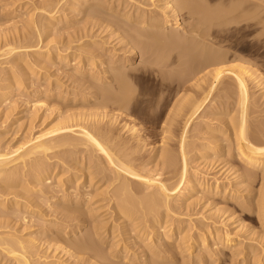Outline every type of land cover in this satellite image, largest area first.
Segmentation results:
<instances>
[{"label":"rangeland","instance_id":"374dc122","mask_svg":"<svg viewBox=\"0 0 264 264\" xmlns=\"http://www.w3.org/2000/svg\"><path fill=\"white\" fill-rule=\"evenodd\" d=\"M41 1H43V2H41ZM45 1H46V3L48 2L47 0H0V43H1V46L3 44V41H1V40H4L5 38L7 39V38H9V35L12 36V34H14V32H12V31L14 30L13 26H15V24H17L15 26L17 28L22 27L23 24L26 26V24L28 22L25 20L27 18L23 14L25 12H28V14H29L31 8L33 9L35 6L46 4ZM88 1L89 0H84V1L83 0H61V4H62L61 8L66 10L65 11L66 12L65 17L67 16L65 18L66 21H63L64 20L63 19L62 20L63 22L61 21V23H59L60 21L56 20L59 24L56 22V24H54L55 26L52 25L53 27L52 26L48 27V19L46 16L49 14L47 12H44L40 15L36 14V17L37 16L40 17L39 20L41 19V22L43 21L41 24L43 26H41V27L45 30V31L43 30V34H40V39H41L42 43L38 46L37 45L35 46V44L33 45V43H35L33 41H35L37 39V38H35V34H33V35L28 34L30 37H28V39H26L27 38V37H25L26 34L20 33V31L22 29L26 33L29 30L31 31L30 27L26 26L25 29H24V27L22 29L21 28L18 29L19 36H21L23 34L25 35V36L24 35L22 36L23 39H22V37H20V39L17 40V45L21 44V47L19 49H17L16 51H14V53H13L14 55L12 54V55L4 57V58L0 57V86L4 83H7L6 81H7L8 76H9L7 74L9 73V71L13 70L14 68L17 69V72L21 73V74H25L29 70L30 71L34 70L32 72L34 74L36 73L35 75H33V74L28 75L27 74V76H30L31 78L27 79V81H25V83L21 87L17 88L11 95L12 98L14 97L13 100L16 101L15 112H17V111L23 112L24 116L22 118H18V119L8 117L7 119L2 120L3 117L0 115V134H1L0 135V142L1 143L4 142V144L7 147H9V146L12 147L14 145L16 146L19 143L18 141H21L25 138L29 139V138L35 137L34 135H36V134L41 135V132L43 134L44 132L47 131V129L49 130V128H47V127H51V126L55 125L54 123L57 122L58 117H60L61 115L64 116L68 112H69L68 114H71V113H74L76 115L78 114L79 119L82 117L84 120V117H85L84 121H86L87 125L89 124V126H91L90 129L92 128L91 130L94 131L93 124L95 125V123L93 120L94 119L93 113L95 116V114L97 113L96 111L100 110V114L102 112V115L100 117L102 118V122H103V123H99L100 126L103 124L102 127L104 125H105V127H107L106 125H108V127L110 129H112V127H113V129H112L113 134H115V136L117 134L116 140H118L119 142H121V140L125 141V142H127L126 145L128 146L129 149L137 150L135 152H138V153L134 154V155H136L135 157L137 158L136 161H140L142 164L143 163L148 164L147 168H149V167L153 168V166L160 161L159 159H161V158H159L160 156L158 154L161 152V149H163L164 147L169 146L168 149H173L174 153H175V151L177 153V140H179L178 137L180 138L181 133H182V127H183L182 123H183V119H184L182 116L180 117V115L175 114L176 117L173 116V120L175 118L176 119L174 121L172 120L170 124L164 122V117L166 116L165 117L166 119L170 118V116L172 117L173 114H171L170 112L173 111L174 104H176V101L178 102L180 98L182 99V97L184 98L185 95H188L193 100V98L196 96L193 93H191L192 91L190 93H189V91H187V92H185V91L183 92L182 90L178 91L176 88H178L179 85L177 84V80H176L174 75H171L169 72H167V73L162 72V75H164V77H163V80H161L158 77L157 71L154 70L153 74L151 76H141V77L140 76L137 77L134 75L132 76V85L134 83V86H132V87H135V90H136L135 94L138 96V98L136 100H134V102H132V106H131V109L129 111L130 113L128 112V114H126V115L122 114L120 116V115H118V113H120L119 111H121V110L116 111L117 109L112 110V108L110 106L109 107H108V105L105 106L103 103L106 100H108L112 95V93L107 92V91H110V90H112L111 92L114 91L111 88L113 83L112 84L109 83L112 80L111 79L112 77H110V76H112L113 74H114L113 76L119 74V70L116 68V66L117 65L121 66V64H122L123 67L125 66L129 69L131 67H138L144 63H147L146 62L147 56L141 54L139 52V50L137 49V47L134 48V51L132 53V51H130L131 49L129 48L130 45L127 44V46H126L125 40L121 39L120 37L118 38V35H119L118 33L117 34H116V32L112 33L111 31H109V29L107 30V28H105V27H99V28L91 27L89 25V23H90L89 20L94 19V18H92L91 16L89 17L88 14L92 11L99 10V8H97V6L95 4H92L94 7L92 6V7H89V9H86L85 7H83L84 6L83 4H85V2H88ZM96 1L97 0H95V3H96ZM125 1L126 0H123V1L122 0H111V1L105 0V2H107L109 6H111V5L116 6V5H118V3L121 4L122 8L124 6H126L127 8L124 7L125 9L119 8L122 10L121 12L125 11L124 13H126V12L128 13V11H129V13H130V11H131V12L136 13L137 15L139 14V12L141 13V11H140L141 9L146 10L147 12L148 11L150 12L153 9L154 10L153 13L158 12V8H156L157 7L156 4L162 2L160 0L159 1L158 0H155V1L154 0H152V1H150V0H139V1L127 0L128 2L127 1L125 2ZM140 1L142 2V4ZM144 1H146V2L143 3ZM70 2L71 3L75 2V4H72V5L75 6L76 10H73L74 12H72V13H71L72 10L69 11L70 10L69 7L71 5ZM138 2H140V3H138ZM148 2H150L151 4H152V2H154V6H156V7H154L153 4L152 5L150 4L151 5L150 6ZM64 3H65V5H64ZM212 3H214V2H212ZM138 4H140V5H138ZM136 5H138L137 7H139V6L140 7L137 8ZM132 7L134 9L137 8V11L136 12L133 11L134 9ZM94 8H95V10H94ZM37 11L38 10H36V12ZM68 11H69V13H68ZM86 11H87V13H86ZM36 12L34 11V13H36ZM77 13H78V15H77ZM44 14H46V15H44ZM86 14L88 16H86ZM181 17L183 19V20L181 19L183 26L185 25L187 28H189L188 23L189 24L194 23V22H191V20L189 18H187L185 16L183 17V15ZM42 19H44V20H42ZM188 20L190 22H188ZM86 21L89 23H87ZM13 22H14V24H13ZM23 22H25V23H23ZM43 23L46 24L47 26H44ZM84 23H85L84 26H85L86 31H85L84 26H83ZM62 26H64L65 28ZM45 27L47 28V30ZM77 27H78V29H77ZM81 27H83L85 32L88 31V33H87L88 36L87 35L85 36L84 34H83V36L81 35L82 33H84L83 31L82 32L80 31V29L83 30ZM53 28H55L56 30L55 29L53 30ZM61 28H63V30L65 31L64 32L61 30L62 33H64V34H59V32H57L58 31L57 29H59V31H60ZM49 29H50V32H49ZM18 31L16 30V32H18ZM23 31H21V32H23ZM46 31H48L49 33L52 32V34H49ZM70 31H72L71 32L72 34H70ZM54 32L58 33V34H55ZM78 32L80 34H78ZM66 33H68V34H66ZM80 35H81V38H80ZM232 35L233 34H231V35L229 34V36L231 37V40H235L237 42L236 43L237 48L239 49L238 52L243 54L244 56L246 55L245 58H248V59H246L245 64L247 66H249L250 68H252L254 71L256 70L255 73H258V74H256L257 78L259 79L261 77L262 82H263L264 78H262V77L264 76V57H263L264 51H263L262 44H261L262 40H263V38H262L263 35L262 34H260V35L259 34H237V36L235 34H234L235 36L234 35L232 36ZM236 37H237V39H235ZM253 37H255V38H253ZM33 38H34V40H33ZM256 38L261 42H258V40ZM12 40H14V42L16 43L15 38H13ZM19 40H20V42H18ZM27 40H29L27 42L28 44L26 43ZM30 40H31V42H30ZM119 40H121V41H119ZM255 41L257 42L256 45L254 43ZM45 43L47 44L46 45L47 47L45 46ZM228 43H230V42L228 41L226 44H228ZM251 43H254V44L251 45ZM64 44H66V45H64ZM68 44L70 46V49H67V51H65L64 47L67 46ZM22 45H24V46H22ZM56 45H57V47H56ZM61 45H64V46L59 47ZM241 45L244 48H242ZM227 47L228 46H225V44H224L223 49L225 48V50L226 49L228 50L229 47L228 48ZM34 48H35V50H40V52L41 51H43V52L37 54L33 51ZM258 48H260V50ZM55 49L59 50V52L56 51ZM250 49H254L256 53H254V55L249 54L248 52ZM136 50H138V51H136ZM70 51L72 52V55H70L71 57L69 56V61H64V62L58 61L59 60L57 58L58 53H66V52L70 53ZM85 52L86 53L88 52L87 54H89V55H87ZM193 52L195 53V50ZM18 53H23L22 55L25 58L21 57L22 55L21 54L19 55ZM46 53H48L50 55L49 58L46 55ZM51 53H53L52 54L53 56L51 55ZM172 53L174 54V52H172ZM33 54H37L38 56L33 55ZM173 54H172L171 58L175 57V54H174V56H173ZM12 56H13V58H12ZM16 56L18 58H16ZM33 56L34 57L36 56V58H37V59L35 58L36 64H35V62L34 63L32 62V59H33V61H35ZM244 56H242V57H244ZM87 57H89V58L87 59ZM9 58H11V59H9ZM171 58L169 57L170 60L168 59L169 62L167 60V62H166L167 66H165L167 68L169 67L170 69L175 68L177 65L178 66L176 67V69L183 68V66H185L188 62H192V60H189V61L187 60V62L186 61L182 62V63H186V64L183 65L182 63H180L182 66V67H180L179 66L180 64H177V61L174 60L175 58H172V60H171ZM12 59H13V61H12L13 63L10 61ZM251 59L253 62L251 61ZM7 60L9 63L6 62ZM16 60H20L21 64H20V62H19V64H17L18 61H16ZM22 60L24 61V63L27 62V64L24 65ZM29 60H31L30 62L32 65L29 64L30 63ZM37 60H38V62L40 61L41 65H39V63L37 65ZM77 60L79 62L78 65L76 64ZM248 60H249V62H248ZM92 61H93V64H92ZM164 61H166V59ZM170 62H172V63H170ZM173 62L174 63L176 62V64H177V65L175 64V67L173 66ZM11 64H13V65H11ZM75 64L77 66H75ZM169 64H172V65H169ZM189 64H191V63H189ZM192 64H194V63H192ZM14 65H16V67H14ZM27 65H28V68H27ZM34 65H35V67H34ZM111 65L113 66V68H111ZM106 66L107 67L109 66V67L107 68ZM165 67H162V69H160V71L165 70L164 72H166V71L172 72V71L176 70V69L170 70L169 68L164 69ZM209 68L210 69H207V71L211 70L213 67H209ZM21 69H22V71H21ZM76 69H77V71H76L77 73L74 71ZM105 69H109L110 71L109 70H107V71L110 72V74L108 73V75H107V71ZM92 73H93V75H92ZM168 75H170L171 77ZM108 77H110L107 80L109 82H106V79ZM167 77H169V78H167ZM224 77H223V79H221V83H222L221 85L222 86H217V88H215L211 92L210 96L206 99V101L203 102V104H202L203 106H201L202 108H200V110L194 115V117H193L194 119H192L190 122L191 125L189 124L188 129L186 130V134H185L186 139L185 140L188 143L187 148H189L188 149L189 153H187L189 156V157L187 156L188 164H189V166H188L189 171L191 170V172H192V170L195 169L197 171L199 170L200 172H202L203 175L204 174H206V175H204L205 177H201V179L198 180V183H197V181H195L197 185H195V186L190 185L191 187H189L188 190L190 191L191 194H185L184 196H181L180 205H179V207H176L178 209L175 208V210H177V212L175 211L177 213V215L174 214L173 216H174V218H176L180 221H188V219L190 218L189 220L192 221V222H190L191 225L193 223L196 224L197 222L198 223L199 222H208L209 223V222H211V220L215 219L214 221H217L218 226L221 225L220 227L223 228L222 230L226 231L225 229H229V230H227V232L228 231H229V233L231 232V236L234 234V236H233V238L235 239L234 243H238L237 245H239V243L242 241L240 243L241 245H239V248H241V249H242V247L243 248L244 247L249 248L251 246H252L251 248H253L255 246L254 253H253V251H250L245 256H246V258L250 257V259H252V258L258 259L259 258V260H257V262H255V259H254V261L252 259L251 262L249 261L247 264H264V232H263L264 228H263V226H261L262 221H261L260 214H258V212L260 210L259 209L260 208L259 202L261 201V198L264 197V189H263L264 177H262L264 175L263 174L264 168L247 167L246 165L244 166L243 162L236 160V158H234L232 153H230V152L228 153L225 151L227 149V146H229L228 143H230V144L232 143L233 145L235 143V141L232 139L233 137L230 135L231 133L229 132L230 127L226 123L229 120L232 121V119H233L232 116H235L233 119V120H235V118L237 117L236 112L238 109L236 110V108L238 105L235 104V101L237 100V98H236L237 95L235 94V93H237V89L235 88V85L233 84L230 77H227V75H225ZM166 78L167 79L171 78V79L166 80ZM209 79L210 78H208V79L206 78L205 83H200L201 84V85H199L200 88L203 85H205L207 82L209 84L211 82V79H210V82H209ZM104 80H105V82H104ZM171 81H172V83H171ZM194 82H195V80L194 81L191 80V81H188V84H185V85H189V83H190V86L193 85L194 88L197 89L198 86L195 85L196 83L192 84ZM228 82H230V83H228ZM165 83H168V84L170 83V86L168 84L166 86ZM178 83H180V82H178ZM57 84L59 87L57 86ZM231 84L234 86H232ZM253 84H255V83L254 82L250 83V86H251L250 91H251V93L253 92L251 97H253V98L250 97L249 102L251 103L253 101V103L254 102H256V103L253 106H251V107H253L252 109L250 107L251 110L249 112L248 119H247L248 122H250V123L247 122V125L249 126L250 131H252V133H250V134H252V136L256 135L259 132H262V133L264 132V130H262V129H264L263 128L264 127V108H263L264 107V87H263V89H261V88H258V86L253 85ZM174 86H177V87H174ZM193 86H192V88H193ZM221 87H223V88H221ZM176 90L178 91V93ZM233 90H235V92ZM102 92H104L105 94L108 93L110 95L107 96L108 94L105 95ZM114 92L116 93V90ZM114 92H113V94H114ZM15 93H16V95H15ZM138 93H139V95H138ZM183 93H185V94H183ZM218 95H220V96H218ZM223 95H225V96H223ZM82 96L88 97L87 102H82V98H83ZM232 96H234V97H232ZM251 99H253V100H251ZM192 100L190 99V102ZM223 102H225V103H223ZM163 103H164V105H163ZM191 103H194V100ZM217 103H219L218 104L219 107H218ZM213 104H214V106H213ZM100 105H101V108H100ZM234 105L236 107H234ZM255 105H257V106H255ZM255 107H256V109H255ZM1 108H3V104L0 105V110H2ZM170 108H171V110H170ZM232 109H234V110H232ZM254 109H255V111H254ZM230 110L232 111V113L230 112ZM62 111L64 112V114ZM49 112H50V114H49ZM32 113L34 115V118L31 115ZM167 113L169 114V116L166 115ZM44 114H46V115H44ZM47 115H48V117H47ZM58 115H60V116H58ZM76 115H75V117L77 118ZM67 118H69V117H67ZM82 118L78 122H81ZM42 119H44V121H42ZM90 119H91V121H90ZM72 122H74V120H72L71 123ZM162 122L167 124V125H165L163 127ZM222 122H223V125H222ZM74 123H72V124H74ZM28 124H29V127H31V129L28 128L29 130L27 129ZM198 124H200V125H198ZM132 126L134 127V129H131L132 130V132H131L130 128H133ZM74 127H72V129H78L76 126H74ZM253 127H254V129H253ZM45 128H47V129H45ZM161 129L164 132H166V133H164V135L161 132ZM166 129L168 131H165ZM251 129H253V130H251ZM117 132H119V133H117ZM167 132L169 133V135L167 134ZM213 132L215 134H217V136L219 138L217 136H215V134ZM174 133H175V135H174ZM227 135H229V136H227ZM167 136H168V139H163L165 137L167 138ZM213 136H215V137H213ZM224 136H226V138ZM123 138H125V139H123ZM228 140H229V142H228ZM164 143L166 145H164ZM226 143H227V145H226ZM64 146H62V147L59 146L58 148L55 147L53 149V152L51 151L52 152L51 160L49 162L53 163V165L55 167V172H54L53 176L51 177V179H49V181H43L41 184L42 190L44 189L43 191L44 192L46 191L45 193L42 190L39 193L38 191H29L27 188L26 189L22 188L20 182H18V181H7V182H4L3 186H2V183L0 182V187L1 186L4 188L6 186L8 187L6 189H3L2 187L0 188V193L2 192L1 198L4 199V197H5V199H8V200L10 198V201H12L14 198H17V199L16 200L14 199L13 201L18 200V206L14 203L7 204L8 207L7 206L2 207V205L0 206V232L13 234L14 236L20 237L23 239V240L22 239L21 240L24 243H25L24 240H26V238H27V240H26L27 244H33L34 246H36V247H33L35 250V254H36V256H35V254L33 255L34 257H37V255L45 254V255H48V258L51 256L49 258L50 260H53V259H55V260L57 259V260H61V261L64 260L63 261L64 264H71V261H73L74 258L71 256V253H74L75 256L84 258V259H82L83 261L80 259V262L79 261L74 262L75 264H82V263L85 264L84 260L88 259L87 254H82V253L78 252L77 248L79 246H81V244L83 242L89 243L91 241L95 242V243L93 242L94 245L97 243V245H95V246L93 245L94 248L96 246H99V247H96L97 249H100V247H102V249H100V251H103L104 254H107V255H105L106 260H107L106 256H108V258H110L111 261L112 260L115 261L114 263H112L113 261L112 262L108 261V264H110L109 262H111L112 264H130V262H131V264H159V263L160 264L161 263L162 264H188L189 262L187 260H189L191 264H194L195 262H196L195 264H197V262L200 261L198 258H194V255L196 253H194L193 251L183 250L184 253H180V254L177 252L175 253V251H180L179 250L180 248L178 249V247L176 245V240H174V239H176V236L178 233H181L180 235H182V232L184 231L183 228H179V230L177 229L176 234L173 235V238L171 237L168 240L162 239L161 241L160 240L158 241L157 234L160 235V234L164 233V232H162V231H164L163 228H165L167 225L164 222L158 223L159 228L158 229L155 228V231L153 230L154 232H152L150 234L151 237L149 239H148V236H150L149 233L151 231V228H150L151 226L149 228L142 229L141 233H140V231H138L136 229H135L136 230L135 231L134 228L132 229L133 225H131V224L133 222L126 221V219L124 217L117 214V208L113 207L114 205L112 204L113 201L108 202L109 203L108 204L106 202L107 194H106V196L103 195L104 193L102 194V192L106 190V188H103V187H105V185L107 186V182L104 183V180L101 179L102 174H98L95 171L96 169H95L94 165H95V159H97V157H96L97 154L95 155V153H93L90 155V153H89L90 150H86L87 148H85L83 146H79L78 148H76V150H74V149L69 150L70 147L66 146L68 148L67 149ZM225 146H226V148H225ZM77 149H79V150H77ZM72 151H76V152H73V155H72ZM176 153L173 155V159L175 160V162H177L176 165L179 168H177V166H176V169L178 171L174 170L173 173H175L178 177L177 173L179 172V169L181 167V162L179 163L180 164L179 165L178 164L179 155L177 154L178 155L177 156ZM226 153H228V154H226ZM58 154H59V156H58ZM87 156L90 158H88ZM93 156H95V157H93ZM153 156L157 158L156 161H155V158ZM207 157H208V159H206ZM223 157H228V158H223ZM59 159H61V160H59ZM62 159L64 161H62ZM67 160H68V162H67ZM88 160H90V161H88ZM101 161L105 162L104 157L101 158ZM237 162H239V163L237 164ZM229 163H231V164H229ZM232 165L235 166V168L234 167L232 168ZM221 168H222V170H220ZM242 168L244 171L242 170ZM251 169L253 170V173L256 176V178H255V176H253L254 177L253 178V177L246 175V173H247L246 170L251 172ZM202 173H200V174L202 175ZM243 173H244V175H243ZM76 174H77V176H76ZM170 174L171 173H169V176H170ZM175 174H171V175L173 176ZM231 174H233V175H231ZM165 175L168 176V173H166ZM165 175H163V177H167ZM245 175L248 177H246ZM90 176H92L93 182L91 183V185L90 184L88 185V180L91 178ZM60 177H61V179H63V181L61 180V182H59V184H57L58 183L57 179ZM175 177L176 176H174V178ZM214 177H216L215 179H218L221 183L226 184V187H224V189L219 188L217 192H214V183H216V180H214ZM25 178L28 179V177H25ZM78 178H79V180H78ZM87 178H89V179H87ZM250 178H252V179H250ZM22 179H24V178H22ZM129 180L134 181L132 178L131 179L129 178ZM174 180H176V179H174ZM174 180L172 179L171 181H174ZM76 181H78V182H76ZM132 181H131V183H133L132 186L135 185L134 187L139 189L140 185H138L137 182H135V181L132 182ZM201 182H203V183H201ZM53 183H55V184H53ZM203 184H205V185H203ZM237 185H239V186H237ZM13 187L16 188V190H18L17 188H19L18 191L21 190L22 193L21 192L19 193L18 191L13 189ZM110 187H112V186H110ZM54 189H55V191H54ZM4 190H7V192ZM47 190L50 193H47L48 192ZM99 190H103V191H99ZM8 191H9V193L11 192V194H9ZM97 191L101 192V193H96ZM260 191L263 193L261 194ZM4 192H5V194H3ZM12 192H16V194L12 193ZM17 192H18V194H17ZM42 194L45 196H43ZM26 195H29V197L33 195L32 199H34L35 208L33 205H32L33 207L31 206V204L33 202V201L31 202V200H32L31 197L28 199V197ZM101 195H103V196H101ZM252 195H254V196H252ZM255 195H256V197H255ZM24 196L26 197L27 202L25 201ZM103 197H104V199H103ZM40 198H42V200H39ZM192 198L194 199V202H193ZM196 198H197V201L195 200ZM259 198H260V200H259ZM20 200H22L23 202L25 201L23 204L26 203V205H27L29 202L31 204L29 203L30 205L28 204V206H26V207H25V205L22 206V202ZM188 201H189V206H186L188 204ZM37 202H39V203H37ZM99 202L102 204H98ZM192 202L194 204H192ZM248 203H249V205L252 204L254 207L252 205L249 206ZM13 204L16 205L17 207L14 206ZM104 204L106 205L105 207H103ZM108 205H111V207H109ZM182 205H184V206H182ZM187 207H189L187 209L188 211H186V209H185ZM190 207L193 211H191ZM16 208H18L17 212L15 210ZM101 208H103L105 210H103ZM114 208H116V209H114ZM189 209H190V211H189ZM214 209H216V210H214ZM211 210H212V212H211ZM22 212H23V214L21 215ZM184 212H186V214ZM12 213H13V215H12ZM188 213L192 216H190ZM171 214H173V213H171ZM171 214L169 216H171ZM183 214H185V215H183ZM23 215H24V217H23ZM118 215L122 218H120ZM203 215H205L204 220L202 219ZM13 216H15L16 218H14ZM180 216H182V217H180ZM184 216H186V217H184ZM20 217H23V218H20ZM167 218H169V217H167ZM4 219H5V222H4ZM216 219H218V220H216ZM205 220H207V221H205ZM218 221H219V223H218ZM94 225L98 226L96 228H98L99 230L96 229ZM160 226H161V228H160ZM238 226L240 228H238ZM113 228H114V230H113ZM129 228H131L132 230ZM175 228L176 227L174 226V230H175ZM70 229H71V232H70ZM171 229H173V224L171 225ZM94 230H98V232L94 231ZM236 230H238V231H236ZM93 231H94V233H92ZM156 232H158V233H156ZM247 232H248V234H247ZM95 233H96V235H98V238H94ZM239 234H241V235H239ZM138 236H142L144 238H142V237L138 238ZM245 236H247V238H245ZM29 237H30V239L33 238L30 240L31 242L29 241ZM91 237H93V238H91ZM240 237H242V239ZM248 237H249V239H248ZM84 239H85V241H84ZM86 239L87 240L90 239V240L86 241ZM79 240H80V242H79ZM254 241H256V242H254ZM32 242H34L35 244ZM65 243H68V244H65ZM152 243H153V248H152L153 251H157V250L163 251L164 245H168L167 247H169V248H167L168 250L166 251V253L169 252V254L166 255V253H163V252H161V254H162V256L170 257V255L172 253H175V257H174V254H172L170 257V258H173V260L170 258H169L170 259L169 260L166 257H161V256L158 257L161 260L157 259V258L153 259L155 257H153V256L151 257V255H150L152 251H150L148 249L149 253H147V248L144 249L145 250V253H144L143 248H145L147 246V244H149L147 246V247H149L150 245H152ZM249 243H250V245H249ZM37 244H38V246H37ZM77 244L78 245L80 244V245L78 246ZM159 245H160V247H159ZM66 246L68 247L69 250H67ZM70 246H71V248H70ZM154 246H155V249H154ZM172 246L173 247L175 246V247L173 248ZM64 249L67 250L66 251L67 253L65 252ZM173 250H174V252H173ZM231 250L232 249H230L228 247L223 248V251L226 253H229V254H231L230 253ZM75 252L76 253L78 252V253L76 254ZM109 252H111L112 254ZM190 252H192V256H191ZM49 254H50V256H49ZM182 254H184L185 256L183 257ZM186 254L188 257L186 256ZM249 255H251V256H249ZM190 256L193 258V260ZM34 257H32V259H34ZM146 257H147V259H146ZM46 258H41V260H47ZM151 258L153 260H151ZM149 259H150V261L148 263ZM183 259L185 261H187V263H183V262L181 263V260H183ZM196 259H198V260L196 261ZM243 259H245L243 256H242V258L238 257L237 258L238 263L240 260V264H241ZM5 260L6 259H4V261ZM35 260L33 263L36 264ZM128 260L130 262H128ZM163 260H164V262H163ZM4 261L0 262V264H4L3 263ZM89 261H91L92 263H95L94 260H89ZM244 261L242 263H244ZM202 262H203V264H204V262H206L205 264H216L214 261L210 262V259H208V260L204 259V260H202ZM225 262L226 261H224V258H223L222 263L219 262L217 264H226ZM238 263H236V264H238ZM6 264H8V262Z\"/></svg>","mask_w":264,"mask_h":264},{"label":"bare ground","instance_id":"6f19581e","mask_svg":"<svg viewBox=\"0 0 264 264\" xmlns=\"http://www.w3.org/2000/svg\"><path fill=\"white\" fill-rule=\"evenodd\" d=\"M47 1H48L47 3L45 1L46 4H43V5H39L38 4L39 6H35L33 9L31 8L29 14H28V12H25L23 14L27 18L25 20L30 24L29 25L27 23L26 26H29L31 31L29 30L26 33L22 29L23 27H24V29L26 27L24 24H23L22 27H19V28L15 27L17 25V24H15V26H13L14 30L12 31V32H14V34H12V36L9 35V38H7V39L5 38L4 40H1V41H3V44L1 46V43H0V57L4 58V57H7V56H10V55H12L14 53V51L19 49L21 47V44L17 45V40L20 39V37H22L24 34H26V36L24 35L25 37H27L26 39H28V37H30L29 36L30 34H32V35L35 34V38H37V39L35 41H33V42H35V43H33V45L35 44V46L36 45L38 46V45H40L42 43V41L40 39V34H43V30H44L41 27V26H43V25H41L43 21L41 22V19L39 20L40 17H38V16L36 17V14L40 15V14H42L44 12H47L49 14V15L46 16L47 19H48V27L56 24L57 21H60L59 23H61V21L63 19H64L63 21H66L65 20V18L67 17V16L65 17V15H66L65 11L66 10L61 8V5H62L61 4V0H47ZM137 1H139V0H137ZM150 1H152V0H150ZM160 1H162V2L156 4L157 7L154 6V2H152L153 6L158 8V12H154L153 13V11H154L153 9L150 12L149 11L147 12L146 10L141 9L140 10L141 13L139 12L138 15L136 13H134V12H131V11H130V13H129V11H128V13L127 12L124 13L125 12L124 10H123L124 12H121L122 10L119 9V8H122L121 4L118 3V5H116V6H113V5L109 6L108 3L105 2V0L104 1L103 0L102 1L101 0H97L96 3H95V0H89L88 2H85V4H83L84 5L83 7H85L86 9H89V7L93 6L92 4H95L97 6V8H99V10L92 11V12H90L88 14L89 17L91 16L92 18H94V19H90L91 21L89 20L90 23L87 22L88 20L86 21L87 23H89V25L91 27H93V28L94 27H97V28L105 27V28H107V30L109 29V31H111L112 33L113 32H116V34L118 33L119 34L118 38L120 37L121 39L125 40L126 46H127V44L130 45L129 48L131 49L130 51H132V53L134 51V48L137 47V49L139 50V52L141 54L147 56V59H146L147 63H144V64L141 63L142 65H140L138 67H131L129 69V68L125 67V66H124L125 67L124 68L122 66V64H121V66L117 65L118 67L116 66V68L119 70V74H117L115 76H113L114 75L113 74L112 76H110V77H112L111 78L112 79L111 82L107 81L110 77H108L107 79L105 78L106 82H109L111 84L113 83L111 88L114 91L116 90V93L113 91L114 94H113V92H111L112 91V90H110L111 88L109 89L110 91H107V92L112 93V95H111V97L108 100H106L103 103L105 106H107V105H108V107L110 106L112 108V110H114V109H117L116 111L121 110V111H119L120 113H118V115H120V116L122 114H125V115L128 114V112L131 109L132 102H134V100H136L138 98V96L135 94V91H136L135 87H132V86H134V83L132 85V76L133 75L137 76V77L138 76H140V77L141 76H151L153 74L154 70L157 71L158 77L161 80H163V77H164V75H162V72L163 73L169 72L171 75H174L176 80H177V84L179 85V87L176 88L178 91H180V90H182L183 92L184 91L185 92L189 91V93L192 91L191 93H193L196 96V97H194L195 99L193 98L194 103H191V102H193V100L188 95H185V97L184 98L182 97V99L180 98L179 101L178 102L176 101V104H174L173 111L170 112L171 114H173L172 117L170 116V118H168V119L165 118L166 116L164 117V122L168 123V124L171 123V121L173 120V116H175V114L176 115H180V117L182 116L184 118L183 119V123H182L183 124L182 125L183 126L182 127V133H181L180 138L178 137L179 140H177V153L175 151L176 155L177 154L179 155L178 164L181 162V167L179 169V172L178 173L176 172L178 174V177H177V175L175 173H173L174 170L178 171L176 169V166H177L176 163L177 162H175V160L173 159V155L175 154L173 149H168L169 146L164 147L163 149H161V152L158 154L160 156L159 158H161V159H159L160 161L158 163H156L153 166V168H150V167L147 168L148 164H144V163L142 164L140 161H136L137 158L135 157L136 155H134V154L138 153V152H135L137 150L129 149L128 146L126 145L127 142H125V141L121 140V142H119L118 140H116L117 134H116V136H115V134H113V131H112L113 127H112V129H110L108 127V125H106L107 127H105V125L102 127L103 124L100 126L99 123H103V122H102V118L100 117L102 115V112L100 114V110H99V111H96L97 113L95 114V116H94V113H93V117H94L93 120H94V123H95V125L93 124L94 131L91 130L92 129V128L90 129L91 126H89V124L87 125L86 121H84L85 117H84V120L81 117L82 121H83V122L81 121L82 122L81 123V122H78L79 120H81V118L80 119L78 118V114L77 115L74 114V113L68 114L69 113L68 112L64 116L61 115L62 117L60 115H58L60 117H58L57 118V122L54 123L55 125L56 124L57 125L56 126L53 125L54 127L51 126L52 128L51 127H47V128H49L50 131L47 128H45L48 131V132L47 131L44 132L45 134L44 133L42 134V132H41V135H39V134L37 135L36 134V135H34L35 137L31 136L32 138H29V139L25 138V139H23L21 141H18L19 143L16 146L14 145L12 147H10V146L7 147L4 144V142L3 143L0 142V182L2 183V186H3L4 182H7V181H18V182H20L22 188H25V189L27 188L29 191H38L40 193V191L42 190V188H41L42 182L43 181H49V179H51V177L53 176V174L55 172V167H54L53 163L49 162L51 160V154L53 152V149L55 147L58 148L59 146L62 147V146L65 145L64 146L65 148L70 147L69 150H72V149L76 150V148H78L79 146H83V147L87 148L86 150H90V152H89L90 155L93 154V153H95V155L97 154L96 157H97L98 160L95 159V165H94L96 170L94 168L93 169L96 171V173L102 174V178L101 179L104 180V183L107 182V186L104 184L105 187H103V188H106V190L104 189L105 191H103V190H99V191H103L102 194L104 193L103 195H105V196L107 194V196H106V202L107 203L110 202V201H113L112 204L114 205L113 207L117 208V214H119L122 217H124L126 219V221L133 222L131 224V225H133L132 229L134 228V230L136 229V230L140 231V233H141L142 229H146V228H149L151 226L150 227L151 231L149 233V235H150L152 232L155 231V228L156 229L159 228V225H158L159 222H164L167 225H166L165 228H163L164 231H162V232H164V233H162L160 235L157 234L158 241L159 240L161 241L162 239L168 240L171 237L173 238V235L176 234V231H177V229L179 230V228H183V230H184L182 232V235H180L181 233H178L177 236H176V239H174V240H176V245H177L178 249L180 248L179 249L180 251H175V253L176 252L179 253V254L180 253H184L183 250L193 251L194 253H196L194 255V258H198L200 260V261L197 262V264H203L202 260H204V259L205 260L210 259V262L214 261L216 264L219 263V262L222 263V259L223 258H224V261H226L225 262L226 264L227 263L228 264H236V263H238L237 258L238 257L242 258V256L245 258V259H243V261L244 260L245 261H244V263H242L243 262L242 261L241 264H247L249 261L251 262V260L253 258L252 257H251L252 259H250V257L246 258L245 255H247V253L250 252V251H253V253H254L255 246L253 248H251L252 246L249 247V248H245V247L244 248L242 247V249L239 248V245H241L240 243L242 241L241 242L239 241L240 242L239 245H237L238 243H234V240H235L233 238L234 234L231 236V232L230 233H229V231L227 232V230H229V229H225L224 228L226 231L222 230L223 228L220 227L221 225L218 226L217 221H214L215 219L212 218L213 220H211V222H209V223L208 222H199V223L195 222L196 224L193 223L191 225L190 222H192V221L189 220L190 218L188 219V221H180V220L174 218L173 215L174 214L177 215V213H176L177 210H175V208L179 207L180 202H181V196H184L185 194H191L190 191L188 190V188L191 187L190 185H194V186L197 185L195 181H197V183H198V180L201 179V177H205L204 175H206V174L203 175V173L198 170L200 173H202V175H201L195 169L192 170V172H191V170L189 171V168H188L189 164H188V159H187V156H188L187 153H189L188 152L189 148H187L188 143L185 140L186 139L185 138L186 130L188 129V125L190 124L191 120L194 119L193 118L194 115L200 110V108H202L201 106H203L202 105L203 102L206 101V99L210 96L211 92L215 88H217V86H222L221 85L222 84L221 83V79H223V77L225 75H227V77H230V79L232 80L233 84L235 85V88L237 89V93H235L237 95L236 96L237 100L235 101V104L238 105L237 108H236V110L238 109L237 112H236L237 113V117L235 118V120H233L235 116H232L233 117L232 121L229 120L226 123L230 127L229 132L231 133L230 135L233 137L232 139L235 141V143H234V145L232 143H231L232 145L230 143H228L229 146H227V149L225 151L228 152V153L229 152L232 153V155L234 156V158H236V160H238L240 162H243L244 166L246 165L247 167H254V168L261 167V168H264V132L263 133L262 132H259V133L256 132L257 134L252 136V134H250V133H252V131H250L249 126L247 125V122H248L247 119H248L249 112L253 108L251 106H253L256 103V102L253 103V101L251 103L249 102L250 97H251V95L253 93V92L251 93V91H250V89H251L250 83L254 82L255 84H253V85H256V86H258V88L263 89L264 81L262 82L261 77L259 78L261 81L257 78L256 74H258V73H255L256 70L254 71L252 68H250L249 66H247L245 64L246 59H248V58H245L246 55L244 56L243 54L238 52L239 49L237 48V44H236L237 42L235 40H231V37L229 36V34L230 35L231 34H233V35L235 34L236 36H237V34H259V35L262 34L263 35V37H262L263 40H262L261 44H262V48H263V51H264V0H160ZM41 2H43V1H41ZM140 2H138V3H140ZM145 2L146 1H144L143 3H145ZM212 2H214V3H212ZM148 3H149V5L151 4L150 2H148ZM72 4H75V2L71 3V5L69 7L70 8L69 11L72 10L71 13L74 12L73 10H76L75 6L72 5ZM141 4H142V2H141ZM64 5H65V3H64ZM138 5H140V4H138ZM138 5H136V7ZM124 7H126V6H124ZM139 7H137V8H139ZM137 8H135V9L133 8L134 9L133 11L136 12ZM36 10H38L39 12L38 11L36 12ZM94 10H95V8H94ZM34 11L36 13H34ZM69 11H68V13H69ZM86 13H87V11H86ZM44 15H46V14H44ZM77 15H78V13H77ZM88 15L86 14V16H88ZM182 15H183V17L185 16V17L189 18L191 20V22H194V23H191V24L188 23L189 28H187L185 25H184L185 27L183 26V23L181 21V19H182L181 16ZM42 20H44V19H42ZM188 22H190V21L188 20ZM23 23H25V22H23ZM13 24H14V22H13ZM84 25H85V23L83 24V26ZM44 26H47V25L44 24ZM62 27H64V26H62ZM78 27H77V29H78ZM20 28L22 29L21 31H23V32L20 31V33H24L21 36H19V31H18V29H20ZM81 28L83 29V27H81ZM54 29L55 28H53V30ZM84 29H85V26H84ZM84 29L83 30L80 29L81 32L82 31L84 32V33L81 34L82 36H83V34L86 36L87 33H88V31L85 32L86 29H85V31H84ZM16 30L18 32H16ZM46 30H47V28H46ZM57 30H58L57 32H59V34H64V33H62V31H64L63 28L60 29V31L62 30L61 32L59 31V29H57ZM46 32H48V31H46ZM49 32H50V29H49ZM71 32L72 31H70V34H72ZM79 32H78V34H80ZM49 34H52V32L49 33ZM55 34H58V33H55ZM66 34H68V33H66ZM81 35H80V38H81ZM13 38L16 39L15 40L16 43L14 42V40H12ZM253 38H255V37H253ZM22 39H23V37H22ZM235 39H237V37ZM33 40H34V38H33ZM28 41L29 40H27L26 43ZM119 41H121V40H119ZM228 41L230 43L226 44ZM18 42H20V40ZM30 42H31V40H30ZM258 42H261V41L258 40ZM254 43L256 45L257 42L255 41ZM254 43H251V45L254 44ZM224 44H225V46L229 47V48L227 47L228 50L227 49L225 50V48L223 49ZM46 45L47 44L45 43V46ZM64 45H66V44H64ZM64 45H61L59 47H62ZM22 46H24V45H22ZM56 47H57V45H56ZM241 47L244 48L242 45H241ZM64 48H65L64 49L65 51H67V49H70L69 44L67 46H65ZM258 49L260 50V48H258ZM138 50H136V51H138ZM194 50H195V53L193 52ZM33 51L35 53H37V54L43 52V51L40 52V50H35V48H34ZM56 51L59 52V50H56ZM172 52H174V54H175V57H172V58H175L174 60L177 61V64H180V63L185 62V61L187 62V60L188 61L192 60V62H188L187 63L188 65L186 63H182L183 65H185V64L186 65L183 66V68H179V69H176V67L178 65L176 64V62L175 63L173 62V66L175 67V64L177 66L175 68H171V69L172 70L176 69L177 71L176 70H174L172 72H170V71L164 72L165 70L164 71H162V70L160 71V69H162V67L167 66L166 62L169 59V57L171 58V56L173 54ZM248 53L251 54V55L252 54L254 55V53H256V52H255L254 49H250ZM18 54L22 55L23 53H18ZM37 54H33V55L38 56ZM52 54L53 53H51V55ZM174 54H173V56H174ZM46 55L49 58L50 55L48 53H46ZM70 55H72L71 51H70V53L69 52L58 53V55H57V58L59 59L58 61H62V62L69 61V56ZM87 55H89V54H87ZM36 56L35 57L33 56L35 61H33V59H32V62L33 63L35 62V64H36V59H37ZM242 56H244V57H242ZM21 57H24V56L22 55ZM12 58H13V56H12ZM16 58H18V57L16 56ZM88 58L89 57H87V59ZM172 58H171V60H172ZM9 59H11V58H9ZM165 59H166V61H164ZM169 60H168V62H169ZM249 60H248V62H249ZM10 61L12 62L13 59L10 60ZM16 61H18V63ZM16 61L15 62L17 64H19V62L21 64L20 60H16ZM30 61L31 60H29V62ZM40 61L38 62V60H37V65H38V63H39V65H41ZM251 61H252V59H251ZM6 62H8V60ZM170 63H172V62H170ZM189 63H191V64H189ZM192 63H194V64H192ZM23 64L25 65V64H27V62L24 63V61H23ZM29 64H31V62ZM76 64L77 65L79 64L78 60H77ZM76 64H75V66H77ZM92 64H93V61H92ZM11 65H13V64H11ZM169 65H172V64H169ZM179 66L182 67L181 64ZM14 67H16V65H14ZM34 67H35V65H34ZM209 67H213V68L211 70L207 71V69H210ZM27 68H28V65H27ZM111 68H113L112 65H111ZM168 68L165 67L164 69H168ZM109 69H105V70L107 71ZM21 71H22V69H21ZM32 71H34V70H32ZM32 71L29 70L25 74H21V73H18L17 69L14 68L13 70L9 71V73L7 72L8 74L6 73L7 75H9L8 79L6 81L7 83L2 84L3 83L2 82L1 83L2 85L0 86V105L3 104V108H4V109L1 108L2 110H0V115L3 117V119L1 118L2 120L7 119L8 117H12L14 119H18V118H22L24 116L23 112H20V111L19 112L18 111L15 112V108H16L15 103H16V101L13 100L14 97L12 98L11 95L17 88L21 87L25 83V81H27V79L31 78L30 76H27V74L28 75H31V74L35 75L36 74V73L34 74ZM74 71L76 72L77 69L74 70ZM108 73L110 74V72L107 71V75H108ZM92 75H93V73H92ZM168 76H170V75H168ZM167 78H169V77H167ZM167 78H166V80H170L171 79V78L170 79H167ZM206 78L207 79L210 78L211 82H210V79H209L210 83L208 84V82H207L206 83L207 85L205 84L206 86L203 85L200 88V86H199V85H201L200 83H205L206 82ZM262 78H264V76ZM191 80H193V81L195 80V82L192 83V84L196 83L195 85L198 86L197 89H195L193 85H192L193 88H192V86H190L191 82L189 83V85H185V84H188V81H191ZM104 82H105V80H104ZM178 82H180V83H178ZM171 83H172V81H171ZM228 83H230V82H228ZM165 84L167 86L168 83H165ZM168 85L170 86V83ZM234 85H232V86H234ZM57 86H58V84H57ZM174 87H177V86H174ZM221 88H223V87H221ZM235 90H233V91L235 92ZM178 91H177V93H178ZM102 93H104V92H102ZM107 94H105V95H107ZM183 94H185V93H183ZM15 95H16V93H15ZM109 95L110 94H108L107 96H109ZM138 95H139V93H138ZM218 96H220V95H218ZM223 96H225V95H223ZM232 97H234V96H232ZM251 98H253V97H251ZM190 99L192 100L191 102H190ZM87 100H88V97H86V96L82 98V102H87ZM251 100H253V99H251ZM223 103H225V102H223ZM218 104L219 103H217V105ZM163 105H164V103H163ZM213 106H214V104H213ZM255 106H257V105H255ZM218 107H219V105H218ZM234 107H236V106L234 105ZM250 107H251V109H250ZM100 108H101V105H100ZM255 109H256V107H255ZM255 109H254V111H255ZM170 110H171V108H170ZM232 110H234V109H232ZM230 112L232 113L231 110H230ZM49 114H50V112H49ZM63 114H64V112H63ZM31 115L34 118L33 113ZM44 115H46V114H44ZM75 115L77 116V118L75 117ZM166 115L169 116L168 113ZM47 117H48V115H47ZM67 117H69V118H67ZM58 120L59 121L61 120V121L59 122ZM72 120H74L75 123L72 122L74 124L71 123ZM42 121H44V119H42ZM90 121H91V119H90ZM165 123H163V127L165 125H167ZM248 123H250V122H248ZM198 125H200V124H198ZM222 125H223V122H222ZM74 126H76L78 129H72V127H74ZM28 128L31 129V127H29V124H28L27 129ZM131 129H134V127L130 128V130ZM167 129L165 131H168ZM253 129H254V127H253ZM253 129H251V130H253ZM262 130H264V129H262ZM131 132H132V130H131ZM161 132L163 133V135H164V133H166L162 129H161ZM117 133H119V132H117ZM167 134L169 135L168 132H167ZM174 135H175V133H174ZM215 136H217V134H215ZM215 136H213V137H215ZM227 136H229V135H227ZM224 137L226 138V136H224ZM123 139H125V138H123ZM163 139H168V136H167V138L165 137ZM228 142H229V140H228ZM165 143H164V145L167 144V143L166 144ZM226 145H227V143H226ZM225 148H226V146H225ZM77 150H79V149H77ZM73 152H76V151H72V155H73ZM228 153H226V154H228ZM58 156H59V154H58ZM93 157H95V156H93ZM102 157H104L105 162L101 161ZM88 158H90V157H88ZM154 158H155V161H156L157 158L156 157H154ZM223 158H228V157H223ZM206 159H208V157ZM59 160H61V159H59ZM62 161H64V160L62 159ZM88 161H90V160H88ZM67 162H68V160H67ZM238 163L239 162H237V164ZM229 164H231V163H229ZM233 167L235 168V166L232 165V168ZM177 168H179V167L177 166ZM220 170H222V168ZM242 170H243V168H242ZM106 172L107 173L109 172V173L107 174ZM246 172H247L246 175H248L250 177L255 176L252 169H251L252 173L247 171V170H246ZM166 173H168V176L165 175ZM169 173L175 174V175L172 176L170 174V176H169ZM163 175H165L167 177H163ZM231 175H233V174H231ZM243 175H244V173H243ZM76 176H77V174H76ZM174 176H176L177 178L176 177L174 178ZM248 176H246V177H248ZM25 177H28V179L25 178ZM90 177H91L90 179L87 178V179H89L88 180V185L89 184L91 185V183L93 182L92 181L93 180L92 176H90ZM262 177H264V175ZM22 178H24V179H22ZM129 178L130 179L132 178L135 182L138 183V185H140L139 189L134 187L135 185L132 186V184H133V183H131L132 180H129ZM215 178L216 177H214V180H216V183H214V192H217L219 188L224 189V187H226V184L221 183L218 179H215ZM255 178H256V176H255ZM172 179L173 180L176 179V180L171 181ZM250 179H252V178H250ZM61 180L63 181V179H61V177L58 178L57 179L58 183L57 182L56 183L59 184V182H61ZM78 180H79V178H78ZM134 181H132V182H134ZM76 182H78V181H76ZM201 183H203V182H201ZM53 184H55V183H53ZM205 184H203V185H205ZM110 186H112V187H110ZM237 186H239V185H237ZM2 188L6 189L8 187L6 186L5 188L4 187H2ZM13 189L16 190V188H14V187H13ZM17 189L19 190V188H17ZM263 189H264V187H263ZM18 190H16V191H18ZM4 191L7 192V190H4ZM54 191H55V189H54ZM18 192L22 193L21 190L18 191ZM18 192H17V194H18ZM1 193H0V206L2 205V207H6L7 204H10V203H14V204H16L18 206V200L17 201H13L14 199L16 200L17 198H14L12 201H10V198L8 200V199H5V197L3 196L4 199H2L1 198L2 197ZM8 193H9V191H8ZM12 193L16 194V192H12ZM47 193H50V192L48 191ZM96 193H101V192L97 191ZM260 193L262 194L263 192L260 191ZM3 194H5V192ZM9 194H11V192ZM103 195H101V196H103ZM26 196L28 197V199L30 197L32 199L33 195L30 196V197H29V195H26ZM43 196H45V195H43ZM252 196H254V195H252ZM104 197H103V199H104ZM255 197H256V195H255ZM24 198H25V201H26V197L25 196H24ZM260 198H259V200H260ZM39 200H42V198H40ZM192 200L194 202L193 198H192ZM195 200L197 201V198ZM20 201L22 202V206L25 205V207L28 206V204L30 203L29 202L26 205V203L23 204L25 201L24 202L22 200H20ZM31 202H32V204L30 203L31 206L32 205L34 206L35 205L34 204L35 203L34 199H32ZM193 202H192V204H194ZM37 203H39V202H37ZM98 204H102V203L99 202ZM105 204L103 205V207L106 206ZM259 204H260V208H259L260 210H259L258 214H260L262 222L260 220L259 221L262 223L261 226H263V228H264V197L261 198V201L259 202ZM16 205H14V206H16ZM248 205H249V203H248ZM251 205H249V206H251ZM108 206L111 207V205H108ZM182 206H184V205H182ZM186 206H189V201H188V204ZM18 208L15 209L16 212H17ZM34 208H35V206H34ZM116 208H114V209H116ZM188 208L189 207L185 208L186 211H188L187 210ZM101 209H103V208H101ZM176 209H178V208H176ZM190 209H191V207H190ZM190 209H189V211H190ZM103 210H105V209H103ZM214 210H216V209H214ZM191 211H193V210L191 209ZM211 212H212V210H211ZM171 213H173V214H171ZM184 213L186 214V212H184ZM22 214H23V212L21 213V215ZM170 214H171V216H169ZM185 214H183V215H185ZM12 215H13V213H12ZM190 216H192V215H190ZM204 216L205 215H203V218H202L203 220L205 218ZM13 217L16 218L15 216H13ZM23 217H24V215H23ZM23 217H20V218H23ZM122 217H120V218H122ZM167 217H169V218H167ZM180 217H182V216H180ZM184 217H186V216H184ZM216 220H218V219H216ZM205 221H207V220H205ZM219 221H218V223H219ZM4 222H5V219H4ZM172 224H173V229H171V225ZM174 226L176 227L175 230H174ZM96 227H98V226H95V228ZM160 228H161V226H160ZM238 228H240V227L238 226ZM96 229H98V228H96ZM129 229H131V228H129ZM98 230H94V231L98 232ZM113 230H114V228H113ZM94 231L92 233H94ZM236 231H238V230H236ZM70 232H71V229H70ZM96 233L94 235V238H98V235H96ZM156 233H158V232H156ZM247 234H248V232H247ZM12 235L13 234L0 232V262L4 261V259H6L3 262L4 264H6L7 262H8V264H35L33 262L36 259L35 260L36 264H64L63 263L64 260L63 261L57 260V259L56 260L55 259L50 260L49 259L51 257L50 254H49V256H50L49 258H48V255H45V254L37 255V257H34L33 255L35 254V250H34L33 247H36V246H34L33 244H27L26 243L27 238H26V240H24L25 241V243H24L22 241L23 240L22 238L14 236V235L12 236ZM239 235H241V234H239ZM142 236H138V238L142 237ZM150 237H151V235L148 236V239ZM91 238H93V237H91ZM142 238H144V237H142ZM240 238L242 239V237H240ZM245 238H247V236H245ZM31 239H33V238H31ZM31 239L29 237V241ZM248 239H249V237H248ZM89 240L86 239V241H89ZM84 241H85V239H84ZM79 242H80V240H79ZM93 242L92 241L89 242V243L88 242L87 243L83 242L81 244V246H79L80 244L79 245L77 244L79 246L77 248V251L82 253V254H87V258L88 259L84 260L85 264H108V261H111V259L108 258V256H106L107 257V260H106L105 255H107V254H104L103 251H100V249H102V247H100V249L96 248V247H99V246H96L94 248V246L97 245V243L94 245ZM254 242H256V241H254ZM32 243H34V242H32ZM65 244H68V243H65ZM148 245L149 244H147V246ZM160 245H159V247H160ZM249 245H250V243H249ZM37 246H38V244H37ZM147 246L145 248H143V250L147 248V253H149L148 252L149 250L152 251L150 255H151V257L152 256L155 257L153 259H156V258L160 259V258H158L159 256L166 257V256H162L161 252L166 253V251L168 250L167 248H169V247H167L168 245H164L163 251H160V250L153 251V249H152L153 248V243L149 247H147ZM226 247L232 249L231 252H230L231 254L226 253V252L223 251V248H226ZM70 248H71V246H70ZM154 249H155V246H154ZM67 250H69L68 247H67ZM67 250H65V252ZM173 252H174V250H173ZM109 253H111V252H109ZM144 253H145V250H144ZM175 253H172V254H174V257H175ZM190 253H191V256H192V252H190ZM167 254H169V252L166 253V255ZM171 255H170V257H171ZM182 255H183V257L185 256L184 254H182ZM35 256H36V254H35ZM71 256L74 258L73 261H71V264H75L74 262H76V261L80 262V259L81 260L84 259V258L75 256L74 253H71ZM186 256H187V254H186ZM249 256H251V255H249ZM32 257H34V259H32ZM170 257H166V258L169 259ZM41 258H46L47 260H41ZM146 259H147V257H146ZM153 259L151 258V260H153ZM170 259L173 260V258H170ZM198 259H196V261ZM254 259H255V262H257V260H259V258L258 259L254 258ZM254 259H253V261H254ZM89 260H94L95 263H92ZM192 260H193V258H192ZM149 261H150V259L148 260V263H149ZM187 261L189 262L188 264H191L189 260H187ZM187 261H185L183 259V260H181V263L182 262L183 263H187ZM111 262H109V263L112 264L115 261H113L112 263ZM128 262H130V261L128 260ZM163 262H164V260H163ZM205 263L206 262H204V264ZM130 264H131V262H130ZM238 264H240V260H239Z\"/></svg>","mask_w":264,"mask_h":264}]
</instances>
